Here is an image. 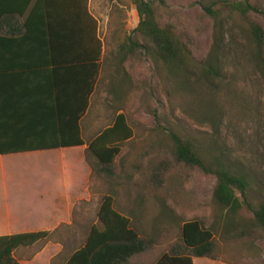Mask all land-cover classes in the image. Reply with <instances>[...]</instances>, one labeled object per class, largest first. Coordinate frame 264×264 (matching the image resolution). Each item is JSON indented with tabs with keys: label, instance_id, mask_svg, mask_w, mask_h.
Listing matches in <instances>:
<instances>
[{
	"label": "rangeland",
	"instance_id": "obj_1",
	"mask_svg": "<svg viewBox=\"0 0 264 264\" xmlns=\"http://www.w3.org/2000/svg\"><path fill=\"white\" fill-rule=\"evenodd\" d=\"M147 1L157 10L161 26L171 25L183 40L192 43L189 70H171L149 51L124 61L115 59L110 44L118 41L117 36L122 42L124 36L133 35L140 22L134 2L90 1L91 11L101 23V37L110 48L88 118L96 121V134L124 113L133 137L121 145L114 176L89 174L91 201L73 212L70 233L76 235L73 239L77 245L83 246L93 225L102 229L98 209L103 198L111 195L114 209L128 217L131 227L151 243L134 264H155L181 241L183 224L198 219L214 233L216 258H195L194 264H264V238L238 240L224 233L228 221L242 225L250 222L252 215L246 210L237 215L221 210L213 200L216 178L198 168L176 165L171 138L178 135L212 156L230 154L233 163L264 180V78L256 74L249 35L252 21L264 27V17H241L228 8L232 0ZM212 1H216L212 7L218 12L215 20L200 5ZM252 5L264 12V0H255ZM213 62L218 65V76L206 73ZM162 163L166 167L158 171L160 176L155 180L152 175ZM18 164L26 170L23 163ZM89 166H94L90 159ZM21 182L9 185L8 197L24 199L27 192L32 195L30 181ZM25 199L30 204L31 198L26 195ZM262 201L264 186L254 185L252 202ZM30 213L27 220L35 222L33 211ZM16 256L28 257V264H65L69 254L53 252L43 263L37 258L36 247L23 257L20 252Z\"/></svg>",
	"mask_w": 264,
	"mask_h": 264
},
{
	"label": "crops",
	"instance_id": "obj_2",
	"mask_svg": "<svg viewBox=\"0 0 264 264\" xmlns=\"http://www.w3.org/2000/svg\"><path fill=\"white\" fill-rule=\"evenodd\" d=\"M90 1L87 7H51L47 25L32 21L30 31L24 24L29 12L23 8L6 9L0 20V142L20 148L84 143L0 155V236L50 233L47 239L14 252L22 264L29 263L28 257L20 259L17 253L23 257L31 248L37 247V258L43 263L53 252H64L63 243L76 236L69 229L73 212L91 199L88 176L98 161L92 153L89 156L88 145L106 128L94 134L96 121L88 118L95 91L89 105L84 100L92 77L88 70L99 64L102 71L105 53L101 23L92 13ZM21 12L24 16L16 15ZM82 109L85 113L78 120ZM24 180L33 185L32 195L26 193L30 204L26 195L24 199L8 197L9 185ZM31 211L35 222L27 220Z\"/></svg>",
	"mask_w": 264,
	"mask_h": 264
},
{
	"label": "trees",
	"instance_id": "obj_3",
	"mask_svg": "<svg viewBox=\"0 0 264 264\" xmlns=\"http://www.w3.org/2000/svg\"><path fill=\"white\" fill-rule=\"evenodd\" d=\"M89 1L0 0V20L5 15L6 9L10 7L23 8L25 13L29 12L24 24L25 30L30 31L32 30L30 24L32 21H45L47 25L51 7L58 5L87 7ZM253 1L255 0H232L228 4V8L241 17H247L250 14L264 17V12L252 5ZM133 2L140 22L133 31V35L124 36L122 42H120L121 38L117 36L116 39L118 41L110 44L112 56L115 59L124 61L129 56H135L141 51H149L171 70L186 73L189 70V61L193 55L192 43L188 40H183L173 30L171 25L161 26L158 21L157 10L152 3L147 0H133ZM213 4H216V1H212L209 5L200 4L212 19L218 15V12L212 7ZM21 13H16V15L24 16ZM88 17L96 25L93 18L90 15ZM222 25L223 29H225L224 23ZM111 26L112 19L109 21V28ZM48 28L49 25L46 27V31ZM249 35L254 51L253 59L256 74L264 78L263 25L252 21L249 27ZM226 36H228V33H226ZM107 47L104 39L105 53L107 52ZM93 67V70H88L92 77L88 80L84 96V100L88 105L101 74V66L99 64ZM217 67L218 65L214 62L209 65L206 69L207 75L218 76ZM84 113L85 109L78 113V120ZM72 121L74 123L73 129L76 131L77 117ZM132 137L133 131L128 124L126 115L124 113L118 114L113 124L108 126L88 145V151L98 161L97 165L93 167V173L101 177L114 176V166L121 154V145ZM171 138L175 146L172 158L176 165L186 168H198L206 175H212L216 178L217 184L213 200L221 210H226L232 215H237L241 211L246 210L252 215L253 219L242 225L228 221L224 229L225 235L230 234L233 239L238 240L264 238V201L258 204L252 202L254 185L264 186V180L256 179L252 174L247 173L243 168L233 163V159L229 156L230 154L220 157L215 153L212 156L210 155L211 153L198 148L195 143L183 140L178 135L172 134ZM83 145L84 143L81 140H77L76 142L65 141L52 145L38 144L36 147L25 146L20 148L19 146L15 147L12 143L0 142V155ZM165 167L166 165L162 163L156 170L157 173H153V179H158L160 176L158 171H163ZM97 217L103 224V228L93 225L83 246H78L76 239L70 238L63 243V251L69 254L65 264H134L135 258L151 247V243L141 238L138 232L131 227V220L114 209V198L111 195L103 198ZM49 236V232L0 236V264H22L15 258L14 252L20 247H31ZM215 254L216 244L213 231L209 229L203 219L192 220L183 224L181 241L174 243L155 264H194L195 258L215 259Z\"/></svg>",
	"mask_w": 264,
	"mask_h": 264
}]
</instances>
